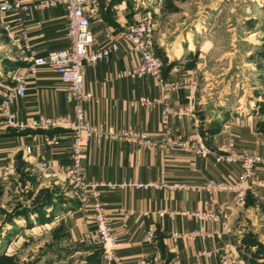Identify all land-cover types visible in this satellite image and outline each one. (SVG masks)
<instances>
[{"label":"crops","instance_id":"0c3cea01","mask_svg":"<svg viewBox=\"0 0 264 264\" xmlns=\"http://www.w3.org/2000/svg\"><path fill=\"white\" fill-rule=\"evenodd\" d=\"M20 1L30 4L40 0ZM166 1L171 0H96L97 18L92 21V30L97 37V46L115 41L118 48L97 64L85 66L83 88L93 95V99L85 103L84 110L88 119L107 128L130 127L159 138L164 132L161 110L166 105L171 112L168 119L171 135L202 146L201 153L119 140H85V179L122 181L132 178L153 182L163 178L188 185L184 189L170 191L155 188L102 189L109 222L121 241L116 249L117 264H219L217 254L221 252L237 253L241 264H248L247 259L252 256L256 261L254 264H257L264 258L263 241L260 237L256 240V232L253 234L254 243L246 241L245 229L239 230L238 227L246 224L245 218L252 214L253 221L261 219L264 167L256 168L243 183L245 197L240 205L236 203L233 192L207 193L195 186L216 180L239 179V164L216 160L219 154L231 150L230 144H233L234 151L264 154V146L260 144L264 136V98L257 92V86H253L252 99L246 101L241 97L237 102L233 97L230 99L229 73L214 75L210 67L213 65L210 64L209 51L214 44L211 33L214 21H211L210 13L191 12L186 23L187 19L167 13ZM145 13H149L154 21L155 53L162 62L161 81L123 75L139 61L138 55L121 39L123 30L127 23ZM63 15L61 7L11 10L0 15V28L16 51L9 48L0 57V66L8 62L23 70L27 64L22 50L23 41L17 37V44H13L8 37L9 30L23 28L26 41L41 55L64 47L67 38ZM103 28L110 30L109 40L102 35ZM238 28L243 26L238 24ZM191 55L195 56V65L188 68L186 65ZM1 71L0 86L5 84ZM168 82H177L178 87L169 92L168 99L164 101L161 99L163 84ZM26 86V96L12 106L18 119L71 112V107L65 102L64 86L51 68L39 67L27 75ZM144 98L160 100H155L150 109ZM189 102L193 104L191 115H172V112L182 113ZM66 133L61 129L19 130L10 126L7 131L0 130V178L17 168V176L24 171L36 180L35 184L27 185L33 194L42 187L58 188L57 192L64 201L49 199L45 208L49 219L31 224L30 231L53 225L59 217L67 226V243L88 244L91 241L85 239V233L91 229L90 201L79 196L76 188L58 171L60 166L69 162L67 138H63L61 145L55 148L42 144L44 135L60 134L64 137ZM27 145L32 146L33 154L25 151ZM42 157L49 162L47 169L40 167ZM54 203L61 205V213L55 215L57 206ZM210 204L228 214L223 234L213 238H188V234L200 226L206 231L219 229V223L185 214L187 211L204 210ZM148 231L151 232L150 237L147 236ZM200 250L211 252V258H198ZM90 252H87L85 261L77 264H102V247L98 255Z\"/></svg>","mask_w":264,"mask_h":264},{"label":"built area","instance_id":"2783aa9c","mask_svg":"<svg viewBox=\"0 0 264 264\" xmlns=\"http://www.w3.org/2000/svg\"><path fill=\"white\" fill-rule=\"evenodd\" d=\"M161 2V0H157ZM61 7L67 44L62 48L52 49L44 55L39 54L35 48L26 41V33L23 28H16L8 31V37L13 44H17V37L23 41L22 50L27 61L23 70H10L7 72L13 84L6 83L0 86V110L5 115V123L10 127L22 130L31 129H61L66 131L63 137L60 134L44 135L42 144L49 147H58L63 138H67L69 147L68 164L60 166L58 171L64 178L76 188L77 194L82 198L89 199L92 212L91 229L85 233V239L102 247V264H117L116 249L121 241L114 231L107 216V206L102 197L103 188H135L157 190H179L188 187L180 181H168L163 178L145 182L132 178L122 181L85 179L83 166V142L85 140H108L126 141L145 146H167L169 148H181L186 151L201 153L202 146H197L188 140L176 138L171 135L169 116L171 115L166 105L161 110L164 132L159 138L152 136L149 132L140 131L135 128L110 129L102 123H95L88 119L85 114V103L93 99V95L83 88V73L86 65H95L101 59L108 57L111 51L118 48L115 41H110L104 46H97V37L92 30V21L97 18L96 0H40L35 3L24 4L20 0H0V15L11 10H29L30 8ZM17 25V22H16ZM154 21L149 13H145L133 22L125 25L121 39L128 44L130 49L138 55V63L131 69L126 70L123 75L129 78L149 77L157 81L162 80V62L155 53L154 42ZM102 35L109 40L110 30L103 28ZM39 67L51 68L64 86L65 102L71 107V112L58 116L36 115L25 120H20L12 106L27 93V75L34 73ZM178 87L177 82L163 84V95L161 99H168L169 92ZM160 100V99H155ZM151 98H144V103L152 109L154 101ZM193 104L189 102L183 112H172V115L180 117L183 114L191 115ZM172 136V137H171ZM260 144L264 146V136ZM231 150L217 156V162L237 163L240 166L241 174L238 180H216L207 182L203 186H195L198 190L207 193L214 191H229L235 194L238 205L244 203L245 189L243 183L252 176L253 171L258 167H264V154L250 153L247 151ZM25 151L33 154L32 146L27 145ZM40 167L47 169L49 162L42 157L39 160ZM162 214V212L160 213ZM185 214L201 220H210L220 224L219 229L210 231L204 230L202 226L191 231L188 238L220 237L226 229L228 214L225 210H218L210 204L204 210L185 212ZM151 232H147L150 237ZM219 264H241L237 253L227 252L217 254ZM212 253L205 250L197 252V257L210 259ZM198 264V263H197Z\"/></svg>","mask_w":264,"mask_h":264},{"label":"rangeland","instance_id":"374dc122","mask_svg":"<svg viewBox=\"0 0 264 264\" xmlns=\"http://www.w3.org/2000/svg\"><path fill=\"white\" fill-rule=\"evenodd\" d=\"M165 10L174 13L177 18L187 19L186 23L189 22L187 15L191 12H209L211 21H214L211 32L214 44L209 51L212 74L229 73L230 99L233 97L236 102L241 97V100L246 101L252 99L253 86H257V92L264 98V0H171L166 1ZM238 24L243 28H238ZM9 48L12 45L0 28V57ZM12 51L16 53L14 48ZM188 60V68L195 65V56H189ZM0 67L5 84H13L7 72L18 68L8 62L2 63ZM250 93L252 95L249 96ZM5 119L1 112L0 123H4L0 125V130L7 131L9 125ZM35 183L36 180L27 172L22 171L17 176V168L0 178V264H77L86 260L88 251L98 255L100 244L67 243V226L59 217L53 225L36 227L30 231L31 224L49 219L50 215L45 211L49 199L64 201L56 187H42L33 194L27 185ZM56 206L55 215L62 210L61 205ZM261 211V219L253 221L252 214L245 218L246 224L238 227L239 230L245 229L242 232L250 243H254L255 232L256 240L260 237L264 243V208ZM247 262L254 264L256 261L251 256ZM257 262L264 264V258Z\"/></svg>","mask_w":264,"mask_h":264}]
</instances>
